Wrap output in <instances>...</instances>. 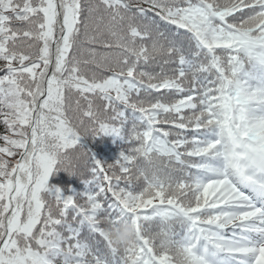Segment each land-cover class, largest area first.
<instances>
[{"label":"snow or ice","instance_id":"1","mask_svg":"<svg viewBox=\"0 0 264 264\" xmlns=\"http://www.w3.org/2000/svg\"><path fill=\"white\" fill-rule=\"evenodd\" d=\"M0 125V264H264V0H0Z\"/></svg>","mask_w":264,"mask_h":264},{"label":"trees","instance_id":"2","mask_svg":"<svg viewBox=\"0 0 264 264\" xmlns=\"http://www.w3.org/2000/svg\"><path fill=\"white\" fill-rule=\"evenodd\" d=\"M85 58H87V54L85 53ZM69 115V118L72 120L73 124L75 125L77 122L74 118V114L69 111L68 113ZM82 131V129H81ZM3 132V126L0 125V133ZM124 143V141L118 139V138H115V137H111V136H101V137H98L96 138L95 140H93L92 138H86L83 140V145H84V148L85 150H90L98 160H100L101 162H105L104 158L105 156H107L111 151L112 149L115 147L116 144L118 143ZM73 155V159L76 158V156L78 155L77 152H73L72 153ZM116 159H111V161H114ZM58 173L54 174L50 181L51 182H54V179H55V176L57 175ZM73 178V182L74 184H79V188H80V193L81 192H84L86 191V188H85V185L81 182L80 179L76 178V177H72ZM74 184L69 188H66V189H63L62 191H65V194L66 195H74L73 191H72V188L75 190L76 187H74Z\"/></svg>","mask_w":264,"mask_h":264},{"label":"rangeland","instance_id":"3","mask_svg":"<svg viewBox=\"0 0 264 264\" xmlns=\"http://www.w3.org/2000/svg\"><path fill=\"white\" fill-rule=\"evenodd\" d=\"M125 147H126V144L125 143L120 142V143L116 144L115 147L112 149V151L107 156H105L104 158H102V159L105 160L104 163H107V164L114 163L115 160L114 161H111V159H117L118 156H119V154H120V152ZM86 176H87V173H86ZM51 177H50V179H51ZM50 179H49L50 186L59 187V188H61V190L66 189V188H68V190H69V188L74 184L73 178L72 177H68L67 174H65L63 172L58 173L55 176L54 182H51ZM79 186H80L79 184H74V187H76L75 190L72 188V191H73L74 194L80 193Z\"/></svg>","mask_w":264,"mask_h":264},{"label":"clouds","instance_id":"4","mask_svg":"<svg viewBox=\"0 0 264 264\" xmlns=\"http://www.w3.org/2000/svg\"><path fill=\"white\" fill-rule=\"evenodd\" d=\"M109 238L117 246H130L135 241V228L131 223L121 224L118 228L107 230Z\"/></svg>","mask_w":264,"mask_h":264}]
</instances>
